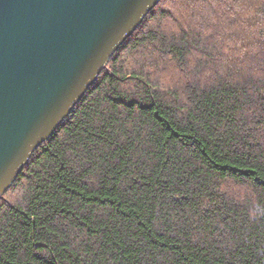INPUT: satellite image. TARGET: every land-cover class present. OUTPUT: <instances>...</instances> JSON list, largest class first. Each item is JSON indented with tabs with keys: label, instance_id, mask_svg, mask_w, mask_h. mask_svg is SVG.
Listing matches in <instances>:
<instances>
[{
	"label": "trees",
	"instance_id": "obj_1",
	"mask_svg": "<svg viewBox=\"0 0 264 264\" xmlns=\"http://www.w3.org/2000/svg\"><path fill=\"white\" fill-rule=\"evenodd\" d=\"M0 200V264H264V0H160Z\"/></svg>",
	"mask_w": 264,
	"mask_h": 264
},
{
	"label": "water",
	"instance_id": "obj_2",
	"mask_svg": "<svg viewBox=\"0 0 264 264\" xmlns=\"http://www.w3.org/2000/svg\"><path fill=\"white\" fill-rule=\"evenodd\" d=\"M160 0H0V200Z\"/></svg>",
	"mask_w": 264,
	"mask_h": 264
}]
</instances>
